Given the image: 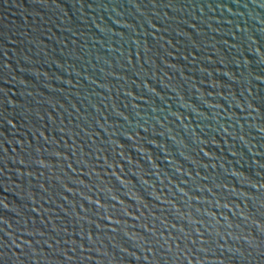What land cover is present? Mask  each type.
Returning a JSON list of instances; mask_svg holds the SVG:
<instances>
[{
    "label": "water",
    "instance_id": "1",
    "mask_svg": "<svg viewBox=\"0 0 264 264\" xmlns=\"http://www.w3.org/2000/svg\"><path fill=\"white\" fill-rule=\"evenodd\" d=\"M0 264H264V0H0Z\"/></svg>",
    "mask_w": 264,
    "mask_h": 264
}]
</instances>
